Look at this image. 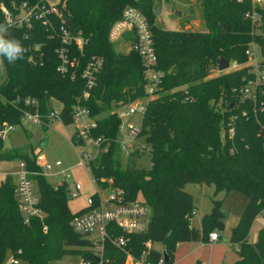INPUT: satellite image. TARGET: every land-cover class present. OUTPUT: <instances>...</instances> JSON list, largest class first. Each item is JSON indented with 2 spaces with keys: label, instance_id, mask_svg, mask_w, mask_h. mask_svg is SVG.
Returning a JSON list of instances; mask_svg holds the SVG:
<instances>
[{
  "label": "trees",
  "instance_id": "16d2710c",
  "mask_svg": "<svg viewBox=\"0 0 264 264\" xmlns=\"http://www.w3.org/2000/svg\"><path fill=\"white\" fill-rule=\"evenodd\" d=\"M9 1L4 0L6 5ZM127 6L139 9L150 24L158 68L164 72L161 94L147 103L139 133L143 142L150 145L149 169L134 165V157L143 156L144 151H133L123 162L119 145L114 142L119 120L110 112L112 106L144 96L138 55L133 51L117 52L108 40L111 25ZM200 7L205 29L168 30L154 23L153 0H67L65 3L68 27L89 39L83 57L98 54L104 58L87 104L92 114L99 116L95 136H103L111 143L100 161L90 164L92 175L100 181L102 177L112 178L128 200L141 195L142 202L152 211L147 231L126 235L125 249L105 243L102 264H125L127 252L139 259L148 240L152 247L147 258L156 261L165 250L168 256L165 264H173L178 243L207 242L211 231L223 228L221 199L212 200L210 212L201 218L200 229L191 225L194 203L192 194L183 189L187 183L214 185L215 194L233 190L247 197L229 238L239 247V258L231 264H264V224L256 241H248L253 221L264 214V139L257 135L254 118L240 116V109L247 108L248 103L233 102L230 94V88L241 83L247 69L208 77L215 72L218 58L246 61L244 51L253 39L250 24L243 19L249 4L237 0H200ZM0 24H5L1 9ZM8 33L20 41L25 51L23 58L15 63L2 58L5 78L0 83V122L19 123L20 113L8 100L34 96L40 100L42 111H46L50 97L62 102L61 122L71 124L70 111L74 98L83 89V80L80 76L70 80L57 71L58 41L50 39L38 21L33 22L30 30L14 28L8 29ZM255 40L264 47L263 36H256ZM36 45L42 52V64L32 63L28 58L29 50ZM231 115L237 117L234 134L229 137L225 126ZM258 118L264 122V113ZM3 158L24 160L31 170L38 169L28 146L2 152L0 160ZM33 179L38 184L39 207L44 217L32 219L29 225L23 223L9 176L0 183V264L8 256L28 264H49L69 255L98 264L93 242L70 226L73 215L67 206L66 186L52 187L38 174ZM114 231L116 235L122 233L118 228Z\"/></svg>",
  "mask_w": 264,
  "mask_h": 264
},
{
  "label": "built area",
  "instance_id": "2783aa9c",
  "mask_svg": "<svg viewBox=\"0 0 264 264\" xmlns=\"http://www.w3.org/2000/svg\"><path fill=\"white\" fill-rule=\"evenodd\" d=\"M67 0H10L8 5L4 0H0V9L4 22L11 21L8 29L24 28L30 30L33 22L38 21L45 28L48 37L57 40L55 48L56 56L59 60L57 71L63 77L75 80L80 76L83 80V89L74 98V104L70 111L71 124L74 132L70 136L72 145L84 148L78 155L80 164L87 166L90 171V164L100 161L102 156L108 151L111 141L103 136H95L94 132L98 128V115H93L87 101L91 97V92L96 85L100 74L104 58L98 54L83 57V49L88 44L89 39L82 36L80 32H73L68 27V18L64 14ZM239 3H247L249 7L243 13V19L251 27L253 39L247 44L244 54L246 61L239 63L228 60V68L219 71L215 67L216 75L226 72H233L240 69H247V74L241 78V83L230 88L233 102L248 103L247 108L240 109V116L254 118L258 125L257 135L264 139V122L258 118L264 113V47L255 40L256 36L264 37L263 12L264 0H237ZM69 21V20H68ZM108 40L112 43L125 42L129 46L125 51L135 52L141 63L143 76L144 96L127 103H116L110 112L118 118V126L114 142L119 145V154L125 162L133 151H144L148 154L150 145L137 141L141 131V122L147 103L157 98L161 94L164 72L158 68V59L155 51L154 40L144 14L133 6H127L122 10L121 16L110 27ZM80 57H78V55ZM29 60L35 64H42V52L36 45L33 50H29ZM20 113L19 123L8 121L0 122V141H3L22 123H27L41 128H47L55 120L61 121L63 104L54 97L49 98L46 111H42L40 100L34 96H16L7 101ZM138 116L139 122L134 123V118ZM237 115H231L229 122L225 126L226 134L232 137L234 134V120ZM32 161L38 167L36 171L31 170L26 161L19 160L18 169L14 172V195L17 200L19 213L23 223L29 225L32 219L43 220L44 212L39 207V197L36 196L33 184V176L41 175L45 177H60L55 188L65 185L68 198H76L82 189L77 182H67L69 174L66 169L54 172V168H60L62 163L55 161L48 162L45 156L37 150L30 155ZM8 176L5 175V177ZM96 185L109 191L106 197H102L101 191L97 190L86 200V206L73 215L70 221L72 230L82 237L91 240L94 244L93 255L98 264H102L104 245L108 241L119 249H125L128 234H142L148 229L151 219V208L148 204L139 200H128L124 196L123 189L106 188L93 177ZM112 184V178L107 179ZM194 211L192 212V215ZM118 228L122 232L116 235L114 229ZM46 229V227H44ZM220 238L217 232L208 234V242H215ZM146 250L139 259H134L127 252L130 264H165L163 255L156 261H152L147 256L152 247L151 241L145 243ZM239 250L238 245L235 247ZM18 253H21L19 250ZM20 258L10 256V264H19ZM86 264V263H85ZM87 264H90L88 261ZM126 264V261H125Z\"/></svg>",
  "mask_w": 264,
  "mask_h": 264
},
{
  "label": "rangeland",
  "instance_id": "374dc122",
  "mask_svg": "<svg viewBox=\"0 0 264 264\" xmlns=\"http://www.w3.org/2000/svg\"><path fill=\"white\" fill-rule=\"evenodd\" d=\"M159 8V13L155 14L154 23L163 29L168 30H203L201 19V7L200 0H153L154 11ZM129 45L125 42H118L113 44L115 51L128 54L125 51ZM216 75L212 72L208 77ZM5 78V69L0 57V83ZM134 123L139 122L138 116L134 118ZM74 132V126L72 124L64 125L61 121L55 120L49 127L43 129L39 126L22 123L20 126H16L15 129L9 134V136L2 143L0 153L8 152L13 149L28 146L29 155L34 153V150L42 153L48 162L52 164L55 161H60L62 166L60 168H54L53 171H59L66 169L69 177L67 182H77L81 185L82 189L80 194L76 198H68L67 206L72 215H75L86 206V200L97 190L101 191L102 197H106L109 194L108 189L102 190V187L96 185L93 181V175L87 166L80 164L81 159L78 153L84 148H78L72 145L70 142V136ZM46 141V144L42 143ZM138 144L142 143V139L137 141ZM19 159L3 158L0 160V183L4 180L5 175L8 174L9 179L14 183V172L18 169ZM134 165L137 168L149 169L151 167V160L149 154H144L140 157H134ZM107 179L102 177L100 182L101 186L106 188L116 189L120 188L113 183L107 182ZM46 182L54 187L59 182L60 177H45ZM36 196L39 197V189L36 180L33 181ZM183 189L191 193L194 201V214L191 218V225L196 229L201 227V218L204 214L210 212L213 199H221L222 206L221 212L224 215L223 223L224 227L217 230L220 235L219 244L222 245V249L226 252L225 263H233L239 258V255L235 249L236 244L229 241L232 228L237 224L240 214L247 203L248 199L242 193L237 191H224L217 192L215 194L214 185L187 183ZM124 196L126 194L124 192ZM136 200L142 201V196L139 195ZM257 220L253 223L252 228L248 234L250 240L256 238L257 228L259 223L264 219V214L261 213L257 217ZM252 237V238H251ZM254 237V238H253ZM226 239L227 241H223ZM194 246H197L194 244ZM198 245V254L204 258H208L210 255V246L208 244ZM130 258L126 257V264L130 262ZM215 261V260H214ZM87 264L88 261L83 262L80 256H64L57 261H51L49 264ZM4 264H10V257L8 256ZM19 264H28L26 261L20 260Z\"/></svg>",
  "mask_w": 264,
  "mask_h": 264
},
{
  "label": "crops",
  "instance_id": "0c3cea01",
  "mask_svg": "<svg viewBox=\"0 0 264 264\" xmlns=\"http://www.w3.org/2000/svg\"><path fill=\"white\" fill-rule=\"evenodd\" d=\"M256 220L257 218H255L253 223ZM253 223L251 225V228L253 226ZM263 224H264V219L262 220V222L259 223L255 239H252L251 241L248 236V241L250 243H253L256 241L258 231L263 226ZM212 232H217V230L216 231L213 230ZM223 241L225 242L227 240L224 239ZM194 244L197 246H194ZM205 244H208L210 246L209 248H210L211 253L208 258L207 257L204 258L200 254H198V250H199L197 248L198 245H200L199 247H201V245H205ZM225 255H226V252L224 251V249H222V245L219 244V239L215 242H208V241L207 242H181L176 245V248L173 252V264H196L197 262H199L200 264H228V263H225L224 261ZM130 263L131 262H127V264H130Z\"/></svg>",
  "mask_w": 264,
  "mask_h": 264
},
{
  "label": "clouds",
  "instance_id": "9594fccd",
  "mask_svg": "<svg viewBox=\"0 0 264 264\" xmlns=\"http://www.w3.org/2000/svg\"><path fill=\"white\" fill-rule=\"evenodd\" d=\"M10 25V20L6 24H0V57L6 58L9 63H15L23 58L25 48L18 39L12 38L8 33Z\"/></svg>",
  "mask_w": 264,
  "mask_h": 264
},
{
  "label": "water",
  "instance_id": "95a60500",
  "mask_svg": "<svg viewBox=\"0 0 264 264\" xmlns=\"http://www.w3.org/2000/svg\"><path fill=\"white\" fill-rule=\"evenodd\" d=\"M158 13H159V8H157L155 10V14L157 15ZM67 22H69V21L67 20ZM216 63H217V68H218L219 71H223V70L227 69L228 65H229L228 60L225 59V58H218ZM42 144L45 145L46 141L44 140V142ZM162 255H163V258H164L165 262H167L168 256H167V253H166L165 250H163Z\"/></svg>",
  "mask_w": 264,
  "mask_h": 264
}]
</instances>
